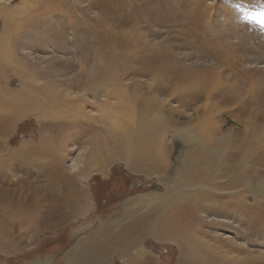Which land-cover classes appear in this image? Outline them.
I'll return each instance as SVG.
<instances>
[{"label":"bare ground","instance_id":"6f19581e","mask_svg":"<svg viewBox=\"0 0 264 264\" xmlns=\"http://www.w3.org/2000/svg\"><path fill=\"white\" fill-rule=\"evenodd\" d=\"M10 1L2 0L5 5ZM2 2L1 9L5 7ZM97 6L103 11L94 17L95 23L89 20V24H84L80 18L70 22L74 37L71 41L60 35L56 25L48 29V23L43 20L26 24L27 30L34 29L33 41L53 35L56 43L64 42L65 50L73 55L71 63L65 67L56 66L55 62L44 67L34 61L18 66L15 64L19 62H10L14 50L7 48L9 63H4L8 68H3L9 73L10 69L14 70L17 82L16 87H11L8 82L12 79L2 78L0 129L4 127L3 132L7 134L17 120L34 116L41 119L46 131L54 130L57 134L55 141L50 137L45 150L43 143L31 147L38 154L35 157L26 153L28 142L16 150L4 147L3 152H7L9 159L7 162L0 159V213L4 217H0V247L16 244L10 224L14 219L22 223L23 228L34 223L50 233L67 222L76 225L83 221L81 217H91L92 200L84 193L85 182L95 173L107 174L112 167L121 165L132 174L154 180L155 188L148 194L128 199L125 205H133L127 208L123 218H114L104 225L98 223L93 230H87H91L89 234L83 233L85 240L77 239L72 247L80 254L72 259V264H110L114 254L126 258L125 264H147L141 247L145 235L173 242L180 254L177 264H226L228 261L238 264V258L229 257L235 251L242 254L243 248L219 245L218 237L203 230L200 216L213 221L220 219L222 213L215 212L220 209L227 212L224 219L232 215L249 222V230L241 235H255V216L264 209V112L252 115L250 106L254 101L250 104L248 101L238 114L245 115L247 121L223 130L224 122L220 117L226 114L234 124L235 107L243 100L232 81L234 74L223 76L221 72L225 67L222 65L220 69L211 62L189 68L184 63L187 57L158 52L146 42L147 35L141 40L137 28L121 38L115 27L120 19L118 1L100 4L97 0ZM3 10H0L5 25L2 36L7 39L12 23L10 14ZM83 11L88 16L89 10ZM38 23L41 25L37 26ZM89 25L92 29H88ZM59 30L66 32L63 25ZM92 30L90 53L86 45ZM29 36L27 39H31ZM127 38H132L130 46L139 53L122 70L115 62L120 57L117 56L118 43ZM76 44L78 51L73 47ZM218 52L212 55L218 56ZM201 55L189 57L200 59ZM243 58L235 67L245 63ZM170 61L176 65L170 66ZM28 65L35 66L30 69ZM27 70L32 73L29 79H25ZM75 72L76 76L71 78L70 74L75 75ZM130 77L135 81L128 83ZM146 78L149 79L146 85L137 81ZM72 89L77 90L74 95ZM112 98L116 101L112 102ZM97 102L101 103L97 106L99 115L93 118L85 112L84 106L90 104L91 107ZM63 139L72 142V150L52 154ZM18 152H23L25 157L17 158ZM66 161L73 164L66 167ZM252 166L263 170H254ZM19 171L24 172L23 177L16 179L14 172ZM250 198H253L252 203L247 204L245 200ZM144 208L146 211L140 212ZM206 225H212L210 220ZM90 237L93 238L90 240ZM154 264L160 263L154 261Z\"/></svg>","mask_w":264,"mask_h":264},{"label":"rangeland","instance_id":"374dc122","mask_svg":"<svg viewBox=\"0 0 264 264\" xmlns=\"http://www.w3.org/2000/svg\"><path fill=\"white\" fill-rule=\"evenodd\" d=\"M107 1L108 0H98V3L103 4L107 3ZM117 1V13L120 19L119 21H116L115 27L121 38H123L128 32L137 28L141 40L147 35L146 42L153 45L158 52L173 53L176 57L177 55L187 57V59L184 60V63L187 64L189 68L207 62L208 64L212 63V65H215V67L218 68L223 65L225 67L223 72H221L223 76H228L227 74L229 73L232 75L234 74L235 78H233L232 81L238 86L236 87L238 91L237 95H241L243 100L235 107V115H237V117H233L234 124L231 123V119L228 115L222 114L220 119L224 122V124H222L223 130L231 125H234V127L235 125H243L244 122L247 121L245 115H239L242 112L244 103L248 101V104H250L251 101H254L250 106V112L252 115L253 112H264V0ZM1 2L2 0H0V3ZM2 5L12 11H7L5 7L2 9L0 8V10L4 9L3 11H5V13L10 14L9 20L12 25L9 28L12 27V32L8 30L7 39H4L2 36V30L5 27V25L3 26L4 17L0 13V57L4 58L0 60L3 62L0 63V86L3 85L2 78H8L12 79L11 82H8L11 87H16L14 85H16L17 82V73L12 69H10V73L4 69L8 68L4 66V63L5 65H8L9 63V51L7 48H10L9 50H14L10 62L13 64L19 62L18 64H15L18 66L25 62L34 61L35 64L38 65L40 63L44 67L51 62H55L54 64L56 66L65 67L70 64L72 60L71 57L73 55L65 50L64 42L62 44L56 43L57 40L53 35L52 37H41L42 39L37 38L38 41H33L34 29L27 30L26 24H28V22L33 23V21L43 20L44 23H48V29L50 30L56 25V30L60 32V35L71 41L74 39L72 33L73 30L71 26H69L71 21H77L80 18L84 24H89V20H93L91 23H95L94 17L97 18V16L101 15L103 11L102 9L97 8V0H12L7 5L2 2ZM86 9L89 10L87 14L88 16H85L83 13V10ZM48 12H52V15H48ZM130 12H132V14H130ZM60 16H62V18ZM65 18L69 20L65 21ZM136 18L138 21H136ZM133 19L134 22H131ZM145 20H147V23H144ZM110 22H112V20H110ZM7 23H9V21ZM39 25H41V23L37 24V26ZM62 25L66 28V32L59 30ZM92 27V25H89L88 29H92ZM39 32L37 33L39 34ZM93 32V30L91 32L89 31L90 34L87 40L88 42L86 46H89L87 47L89 52L91 51L90 46L92 45V42L90 39H92L91 33ZM49 34L50 33H48V35ZM28 35H30L29 37H31V39H27ZM130 39L132 38H127L125 42L118 43L119 49L117 56L120 57H118V62H115V66L122 70L125 65L129 64L131 58L139 53L130 46ZM177 40H179V42ZM73 47L78 51L79 48L77 44ZM52 49L54 52H52ZM242 49L244 52L240 51ZM216 51H219L218 53H220V56L218 54V56L212 55V52ZM199 54L201 55L200 59L199 57H189L191 55L199 56ZM225 54H227V56ZM240 57H244L242 61L244 60L245 63L239 67H235L234 64L237 62L239 63V61L241 62ZM22 58L26 60H22ZM73 60L75 61L76 59ZM93 61L94 60L90 61V65L93 64ZM168 64L170 66L176 65L174 64V61H170ZM31 65H28L30 69L34 68L35 65ZM76 66L78 65L76 64ZM209 69L207 68L206 71H209ZM220 69L218 70L219 73ZM160 70L161 69L158 71ZM44 72L50 71L44 69ZM76 72L74 73L75 75L69 73L70 77H75ZM25 73L27 75L25 79H29L32 76V73L29 70ZM65 73H68V71ZM63 75L64 73H62V76ZM131 77V80H129L128 83L135 81V79H132L133 77ZM137 81L146 85L148 84L149 79L146 78ZM253 86H256L255 89ZM71 92H73L74 95L77 90L72 89ZM111 100L112 102L116 101L115 98H112ZM100 105L101 103L99 102H97V104H92L91 107L90 104H86L84 110L93 118H98L99 112L97 106ZM48 121L52 122L50 120H47L46 122ZM58 122H62V120H58ZM15 124V127L7 134L3 132L4 127L0 129V159L5 162L9 159L7 152H3L5 146L8 150H16L23 143L28 142L26 153L35 157L38 154L32 151L31 147L35 148L43 143V150H45V144L51 140L50 137L55 141L54 135L57 133L53 132L54 130L46 131V127L44 123H41V119L37 120L34 116L24 117L17 120ZM71 150L72 142L63 139L61 142H58V148L56 147L51 153L55 154L59 152L60 154V151L70 152ZM24 157L23 152H18L17 158L22 159ZM43 160L46 159L44 158ZM48 160L49 159L47 158L46 161ZM19 164L20 162L15 163V166L17 167ZM72 164L71 161H66L64 166L70 167ZM252 168L258 171L264 169H259L256 166H252ZM3 169L5 170V168ZM33 170L35 171V168H33ZM22 171H19L18 173L14 172L17 177L16 179L23 177L24 172ZM89 181L88 183L85 182L86 186H84V193L90 195V200H92L91 204L93 206V211L91 217L88 218L89 215L81 217L83 221H80L76 225H69L71 221L67 222L50 233L42 231L34 223L23 228V224L14 219L10 224H12L11 227L13 228L12 236L17 239V242L14 245L5 244L0 247V264H72V259H75L74 257H77L78 254L77 250L75 251L72 247L77 239L80 241L84 238L83 233L87 232L89 229L93 230L94 227H97L98 223L99 225H104L110 223L108 221L114 218H123L125 216L124 213L127 212V208L133 205H125L128 202V199H131L132 197L137 198L140 194H148L155 188L154 180L141 175L132 174L127 168H124L121 165L112 167L107 174L102 172L99 174L95 173L93 177H90ZM252 199L253 198L247 199L245 202L251 204ZM262 205V208H264V202H262ZM218 208L221 207L218 206ZM145 211V208L140 210L142 213ZM218 211L222 213L220 219L217 218L218 220L216 219L213 221L210 217L209 219H206L205 217L200 216L203 218L201 219L203 230L208 231L212 236L218 237L220 239L219 245H226L228 248L235 245L243 248L242 254L239 255V252L235 251L229 257L232 260L234 257L238 258V264H264V209H262L261 212H257L255 216V235L253 233L252 235L250 234L247 236L241 234L246 233L249 230V228H247L249 222L238 220V217L232 215L230 216V219H224L227 212H223L220 209L215 212L218 213ZM132 212H135V210H132ZM2 214L3 213L1 212L0 217L4 218ZM6 220L9 219L6 218ZM208 220H210L213 226L206 225ZM222 224H224V226ZM89 232H87V234H89ZM212 236L209 238H212ZM92 238L93 237H90V240ZM152 238V236L149 237L145 235L142 240V251H144L147 256L144 261L147 260V264H154V261L155 263L156 261H159L160 264H177L180 254L176 245L170 241L166 243L165 241H159ZM231 241H233L234 244H231ZM93 246H91V249ZM134 252L136 253V250H134ZM132 253H129V255ZM131 256L132 255H130V257ZM125 260L126 258L123 259L114 254V256L110 258L109 263L125 264ZM226 264H232V262L228 261Z\"/></svg>","mask_w":264,"mask_h":264}]
</instances>
